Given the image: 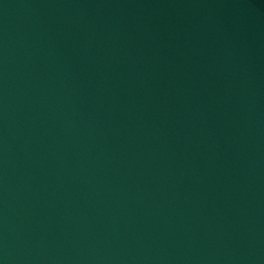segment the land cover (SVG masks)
<instances>
[{"label":"water","instance_id":"1","mask_svg":"<svg viewBox=\"0 0 264 264\" xmlns=\"http://www.w3.org/2000/svg\"><path fill=\"white\" fill-rule=\"evenodd\" d=\"M175 264H264V0H124Z\"/></svg>","mask_w":264,"mask_h":264}]
</instances>
